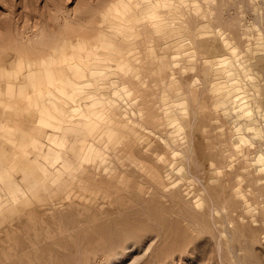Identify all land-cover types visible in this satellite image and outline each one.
Instances as JSON below:
<instances>
[{
	"label": "rangeland",
	"instance_id": "374dc122",
	"mask_svg": "<svg viewBox=\"0 0 264 264\" xmlns=\"http://www.w3.org/2000/svg\"><path fill=\"white\" fill-rule=\"evenodd\" d=\"M111 1L0 0V55L14 31L59 46L108 30L114 52L90 84L56 81L48 112L8 96L27 60L0 70V264H264V0H126L114 24ZM79 51L56 50L64 75L95 54ZM217 53L250 114L220 101Z\"/></svg>",
	"mask_w": 264,
	"mask_h": 264
},
{
	"label": "bare ground",
	"instance_id": "6f19581e",
	"mask_svg": "<svg viewBox=\"0 0 264 264\" xmlns=\"http://www.w3.org/2000/svg\"><path fill=\"white\" fill-rule=\"evenodd\" d=\"M154 1L158 2L159 0H154ZM81 3H83V2H81ZM127 3L128 2L126 0H115V1L112 0L108 4V15L111 17V19H112L111 22L113 24H114V21L121 14H123L120 12L119 5L120 4H127ZM161 8L163 9V7H161ZM48 10H49V8H48ZM161 11L162 10H160V12ZM48 12H50V11H48ZM102 14H103V16L107 15V14H105V12H103ZM51 24H52V22H51ZM97 27H100V26H97ZM16 28H17V26H16ZM114 28H115V26H114ZM14 33L17 36V39L20 40V44L16 45V47L13 48L14 53L13 52H7L5 50L6 52L4 51V53L0 55V70L5 71V69H7L11 65L12 62L14 63L13 60H15V62H16V59H17V62H19L18 64H21L20 63L21 61L27 60V66H23V68H22L23 71H26L29 68L30 69L33 68L34 70L31 71L30 77L24 78V81L28 82V83H19L18 88L16 90L8 92L9 93L8 96H12V98H13V97H15L14 96L15 94H17V95L22 94V96L26 97L29 101L33 102V100L36 99V95H37L36 92H39V94L43 95V100H45L44 105L40 104L39 106H37V108L40 112H48L54 106V104L56 102V97L54 94V90H53L54 87L53 86L55 85L56 81L72 82L74 85H76L75 87H78V88L83 87L85 85H88L93 80L98 78L100 75L104 74V72H105L104 69L101 66H98V64H96V63L97 62H105V59L108 58V57H106L107 54L108 55L110 54L111 56L114 55V52L110 49L111 45H107L108 43H104L105 41L103 40L105 33H109L108 30L106 31V30L98 29L96 32L97 33L96 37H95L96 39L92 38V40H89L85 36V38L81 42L80 41L75 42L72 40H65V41L63 40V41H61V44H59V46L53 44L50 41L49 42H44V41L32 42L30 39L28 42H25L23 36L21 35V33L19 31L18 32L14 31ZM35 33H36V35H38L37 32H35ZM41 33H43V32H41ZM84 35H85V33H84ZM9 38H10V36H9ZM102 40L104 42H102ZM106 40L110 43H113L112 39H110V40L106 39ZM8 41H7V43H8ZM224 43H226L227 45L230 44L227 39L224 40ZM104 44H106V46ZM76 46H78V48L80 50L79 52L90 51V52L95 53V54L92 57H86V58L84 56H80L76 60L77 66L75 68V71L72 73V75L69 74V76H66L63 74L64 73L63 71L65 70L64 68H66L65 64L61 63V64H59V67H57V65H56L55 52L58 49L61 52L62 57H65L67 54H70L72 49ZM232 49H233V51H235V47H233ZM94 50L96 52H93ZM28 57H30V58H28ZM86 60H89L90 62H88ZM215 60L217 61L215 68L220 69L223 73L226 72V75L228 77V83L220 86V88L223 89V94H222L220 101H222L224 103H226V101L227 102L228 101L238 102L239 105L241 106V108L246 109V113L250 114L252 112V108L250 107L248 96L243 93V91L241 90L242 88L240 86H235V84L238 82V79L235 77V74L233 73L234 71H232L233 68H230V65L232 64V58H230L229 54H227V53H217V55H215ZM28 64H30V66H28ZM242 67H244L243 71H244V75L246 76V78L253 80L254 75L249 71V68L245 67L243 65H242ZM22 69L18 68L17 71L14 72V77H15L14 79L15 80L17 78H19V74L22 72ZM38 70L41 72H39ZM5 79H6V77L4 78V74L0 72V81L4 82ZM3 96H5V91L2 88V90L0 92V97L2 98ZM0 105H2V104L0 103ZM3 106L4 105L0 106V108L3 109L4 108ZM28 107L29 108L19 107V108H16L15 111L17 113H19V112L25 113L28 111H29V113H32L33 109H31V107H32L31 104H29ZM2 109H0V112H2ZM53 127L54 128H56V127L60 128L61 126L54 124ZM48 137L50 139H52L53 142H56V143L58 142L54 138L53 135H49ZM44 175H45L44 171H40V175H39L40 177L39 178L41 180H45L46 177ZM35 180H37V179H35ZM45 182H47V181L45 180ZM55 197L56 196L54 195V198ZM114 249H116V248H114ZM111 253L112 254H114V253L118 254L119 251H117V250L111 251Z\"/></svg>",
	"mask_w": 264,
	"mask_h": 264
}]
</instances>
